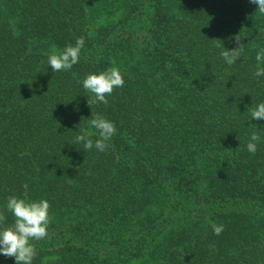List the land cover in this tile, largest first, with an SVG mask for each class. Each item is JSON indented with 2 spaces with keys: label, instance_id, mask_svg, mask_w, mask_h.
Returning a JSON list of instances; mask_svg holds the SVG:
<instances>
[{
  "label": "trees",
  "instance_id": "16d2710c",
  "mask_svg": "<svg viewBox=\"0 0 264 264\" xmlns=\"http://www.w3.org/2000/svg\"><path fill=\"white\" fill-rule=\"evenodd\" d=\"M262 47L250 0H0V229L9 197L45 199L32 264H264ZM110 67L124 85L93 103L83 80ZM97 115L117 129L102 152L76 141Z\"/></svg>",
  "mask_w": 264,
  "mask_h": 264
},
{
  "label": "clouds",
  "instance_id": "9594fccd",
  "mask_svg": "<svg viewBox=\"0 0 264 264\" xmlns=\"http://www.w3.org/2000/svg\"><path fill=\"white\" fill-rule=\"evenodd\" d=\"M250 3L256 4L260 14L264 15V0H250ZM220 41V40H219ZM239 45L235 49L225 50L221 53L228 65H233L243 53V45L238 37H235ZM84 38L78 37L75 45H67L63 51L51 54L48 57V64L53 72L70 70L79 62L81 49L84 47ZM220 47V44H217ZM257 69L254 73L259 77L264 75V67L260 63L264 61V47L256 54ZM123 74L117 67H110L99 74H89L83 80V87L94 94L95 99L92 101L107 104L106 96L111 95L114 88L123 87ZM88 105L89 102L87 101ZM90 106V105H89ZM252 119L264 120V103L258 104L251 110ZM91 125L98 131L99 139L95 141L89 138L92 133L85 132L77 135V143L83 142L85 149H91L95 146L99 151H104L108 147V141L116 134V126L104 117L97 115L90 121ZM260 142V136L253 132L250 141L247 143V150L255 154L257 144ZM7 209L15 217L14 223L10 226L0 229V254L5 257H14L16 264H32L37 255L32 241L43 240L48 236V227L51 220L49 216L50 203L41 199L39 201H28L23 198L11 196L8 199ZM5 221V214L0 212V224ZM223 225H213L215 235H220L223 231Z\"/></svg>",
  "mask_w": 264,
  "mask_h": 264
}]
</instances>
